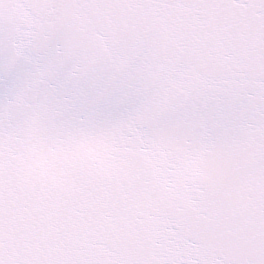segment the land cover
Returning a JSON list of instances; mask_svg holds the SVG:
<instances>
[{"label": "snow or ice", "instance_id": "6c2138e0", "mask_svg": "<svg viewBox=\"0 0 264 264\" xmlns=\"http://www.w3.org/2000/svg\"><path fill=\"white\" fill-rule=\"evenodd\" d=\"M0 264H264V0H0Z\"/></svg>", "mask_w": 264, "mask_h": 264}]
</instances>
